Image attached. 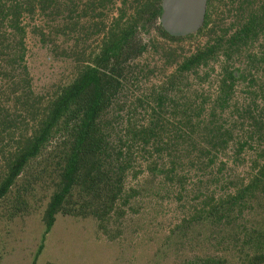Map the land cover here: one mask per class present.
Listing matches in <instances>:
<instances>
[{
	"label": "trees",
	"instance_id": "1",
	"mask_svg": "<svg viewBox=\"0 0 264 264\" xmlns=\"http://www.w3.org/2000/svg\"><path fill=\"white\" fill-rule=\"evenodd\" d=\"M116 1L0 0V201L13 193L19 204H28L34 183H47L46 233L58 213L94 215L100 222H108L115 210L124 214L118 200L121 196L127 200L137 190L125 189L132 152L130 147L123 148L128 141L122 137V145L114 144L111 110L123 101L120 95L129 76L146 73L131 60L147 50L142 35L148 25L155 24L160 34L173 40L194 35L175 36L164 29L162 0H121L119 11L107 20L106 10ZM230 1L236 11L230 34L217 33L183 56L164 79L125 104L127 111L142 107L147 112V121L139 128L132 124V115L125 118L131 123L127 139L131 136L140 143L152 173L162 171L163 179L180 185L184 178L178 168L186 163L215 172L208 181L198 179L194 193L198 202L177 225L178 248L201 244L202 253L189 254L175 264H264V161L259 162L264 157L259 143L264 142V102L257 100L264 97V0ZM89 16V23L83 22ZM210 17L207 8L198 31L209 24ZM93 28L102 33L97 47L86 42ZM76 32L84 35L86 44L78 50L82 58L74 78L46 98L22 92L23 79H13L11 74L28 70L21 63L28 49L27 36L53 50L58 38ZM257 41H261L259 50L254 49ZM219 51L217 94L190 88L192 69L208 64ZM174 54L166 50L165 56ZM205 67L208 72L216 65ZM241 81L250 88L248 99L236 103L235 116H226L224 110ZM17 87L21 92L9 99ZM121 104L117 114L124 109ZM230 141L236 149V164L243 154L246 161L253 147L258 168L247 181L225 175L224 161L217 168L219 174L211 168L218 151ZM21 178L28 184L20 186ZM207 184L214 187L208 189ZM229 185L235 186L234 192L227 191ZM197 224L204 228L201 240L190 235Z\"/></svg>",
	"mask_w": 264,
	"mask_h": 264
},
{
	"label": "rangeland",
	"instance_id": "2",
	"mask_svg": "<svg viewBox=\"0 0 264 264\" xmlns=\"http://www.w3.org/2000/svg\"><path fill=\"white\" fill-rule=\"evenodd\" d=\"M120 4L121 0H117L112 8L106 10L107 20L119 11ZM232 5L230 0H211L207 5L211 13L209 24L202 31H196L194 35L183 39L173 40L163 36L155 24L148 25L144 30L142 36L148 42V48L140 55L136 65L144 67L146 73H142L141 77H136V72L129 76L127 88L120 95L123 99L120 103L124 109L117 114L116 111L122 108L120 103H117L109 116L114 121V144L122 145L119 139L122 137L128 141L123 144V148L130 147L132 152V165L126 172L124 182L125 189L129 191L135 188L137 191L132 190V195L127 200L122 196L118 200L117 207L124 208V214L115 210L107 217L108 222H100L94 215L84 217L58 213L52 228L46 233L43 212L50 191L47 183H34L35 188L28 204H19L13 193L0 201V264H175L189 254L202 253L201 244L196 248L190 244L178 248L180 236L177 233V225L184 216L189 215L191 206L198 202L194 199L198 179L204 178L208 181L215 172L207 170L208 166L194 167L186 163L184 167L178 168L179 176L184 178V184L180 185L179 181L170 184L166 178L163 179L165 174L162 171L152 173L140 143L134 141L131 136L130 140L127 139L131 123L125 118L127 114L132 115V124L139 128L147 121V112L142 107L136 111L134 108L132 112L127 111L125 104L127 100L135 101L139 94L149 90L153 83L164 79L183 56L210 38H216L217 33L230 34L232 31L229 25L236 17ZM86 20L89 23L91 17L83 19V22ZM105 22L108 25V22ZM95 33L93 28L86 41L88 46H98L102 33ZM83 37L81 32H76L58 38L57 49L51 50L29 34L26 38L27 53L21 62L28 70H18L11 74V78L23 79L22 92H31L37 97L46 98L58 86L74 78L77 63L82 58L78 50L86 44ZM260 44L261 41H257L254 49L259 50ZM87 50H90V47ZM166 50L175 54L167 58ZM219 53L220 51L209 60V68L214 65L216 67L208 72H205V66L208 65L206 62L202 67L192 69V80L187 83L191 84L190 88L217 94L216 82L222 65ZM19 88L17 87L16 93H11L9 99L17 98L15 94L21 92ZM249 90L243 81L237 84L232 95L233 100L224 110L226 116L237 114L236 103L247 101L246 93ZM257 100L262 103L264 97L260 96ZM232 145L234 142L230 141L225 150L218 151L215 163L211 165L213 170L218 168L221 161L226 162L225 173L230 170L236 156V149ZM251 150L246 154V158ZM242 156L243 160L239 162V166L245 161V154ZM217 171L219 174V169ZM18 184L23 186L28 183L26 179L21 178ZM212 187L214 185H209L208 189ZM180 193H183L182 197ZM174 229L176 231L173 233ZM190 235L201 240L204 235L203 226L194 225ZM42 245L43 249L40 248Z\"/></svg>",
	"mask_w": 264,
	"mask_h": 264
},
{
	"label": "water",
	"instance_id": "3",
	"mask_svg": "<svg viewBox=\"0 0 264 264\" xmlns=\"http://www.w3.org/2000/svg\"><path fill=\"white\" fill-rule=\"evenodd\" d=\"M208 0H162V26L175 36L198 31L204 24Z\"/></svg>",
	"mask_w": 264,
	"mask_h": 264
},
{
	"label": "built area",
	"instance_id": "4",
	"mask_svg": "<svg viewBox=\"0 0 264 264\" xmlns=\"http://www.w3.org/2000/svg\"><path fill=\"white\" fill-rule=\"evenodd\" d=\"M147 48H148V45H147ZM139 58H140V56H137L136 58L132 59L131 63L136 65L138 63ZM136 73H138V72H136ZM139 77H141V75ZM259 143H261L260 144L261 147L264 148V142L262 141ZM255 146H257V145L255 144ZM251 148H253V147H251ZM252 152L253 153L251 155L248 154L249 157L246 158V161L243 163L242 166H239V163L238 164L234 163L231 166L230 170L225 173V175H227V176L228 175L229 176L230 175H239V176L244 177V180L247 181L249 179V177L252 175V173H254L258 168V165H255L254 160H253L254 159L253 158L254 150H252ZM261 161H264V157L261 158L259 162H261ZM226 189L229 192H234L235 186L229 185Z\"/></svg>",
	"mask_w": 264,
	"mask_h": 264
}]
</instances>
